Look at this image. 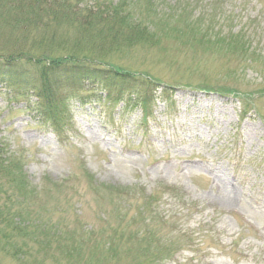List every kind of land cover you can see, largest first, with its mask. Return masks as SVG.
Segmentation results:
<instances>
[{
    "label": "rangeland",
    "instance_id": "1",
    "mask_svg": "<svg viewBox=\"0 0 264 264\" xmlns=\"http://www.w3.org/2000/svg\"><path fill=\"white\" fill-rule=\"evenodd\" d=\"M70 4L155 37L107 55L57 30L153 91L0 86V264H264V0ZM31 41L0 23V54Z\"/></svg>",
    "mask_w": 264,
    "mask_h": 264
},
{
    "label": "trees",
    "instance_id": "2",
    "mask_svg": "<svg viewBox=\"0 0 264 264\" xmlns=\"http://www.w3.org/2000/svg\"><path fill=\"white\" fill-rule=\"evenodd\" d=\"M125 4L124 1L122 5ZM117 10L114 9L115 22L111 26H118V31H113L108 27L110 25L102 21L100 10L94 13L97 17L93 18L89 10L72 6L70 0H0V23L11 31L32 37L27 50L0 54V86L42 103L50 99L53 91L76 89L82 83L97 85L107 92L129 98L139 95L148 97L153 91L144 85L149 84L148 81L137 79L123 69L114 70L112 67L111 70L99 71L84 63L86 59L99 54L94 44L98 41L100 47L105 46L103 52L108 55L110 50L121 52L132 46L135 40L149 38L145 27L140 30L128 17L121 16L119 19ZM63 25L74 28L78 35L91 38L94 43L83 49L80 42L61 37L57 30ZM187 26L193 29L191 24ZM154 39L150 37L148 40L152 42ZM159 89H163L161 92H164L165 99L172 97L169 91L156 85L155 91ZM4 147L5 144L0 141V162L6 154L3 153ZM6 214L0 211V220L5 219ZM6 220L11 221L10 218ZM15 227L22 230L17 224Z\"/></svg>",
    "mask_w": 264,
    "mask_h": 264
}]
</instances>
